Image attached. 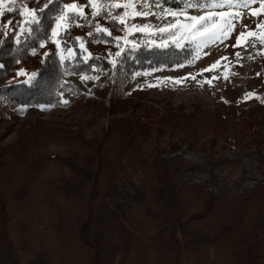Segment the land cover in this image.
<instances>
[{
	"label": "trees",
	"instance_id": "16d2710c",
	"mask_svg": "<svg viewBox=\"0 0 264 264\" xmlns=\"http://www.w3.org/2000/svg\"><path fill=\"white\" fill-rule=\"evenodd\" d=\"M158 2L167 9L183 7V0ZM34 6L30 0L28 7ZM10 16L11 31L0 30V122L18 118L24 109L64 107L63 94L83 93L77 75H90L93 65L95 74L103 73L88 43L94 39V30L88 35L92 25L58 37L64 51L73 49L62 60L45 38L54 21L45 16L46 32L23 31L17 39L21 17L15 10ZM99 23L112 35L97 33V38L115 55L122 28L107 19ZM79 34L96 55L79 47ZM178 51L128 50L105 75L97 99L109 111L128 102L122 85L130 74L154 57L181 61L185 52ZM33 73V82L25 83ZM151 111L116 118L99 138L86 139L82 130L64 125L38 124L0 146V264H264V185L236 194L225 184L208 190L192 182L185 173L199 166L166 154L161 138L171 137L172 148L178 139L172 140L174 134ZM252 138L239 153L255 155L264 165V138Z\"/></svg>",
	"mask_w": 264,
	"mask_h": 264
},
{
	"label": "rangeland",
	"instance_id": "374dc122",
	"mask_svg": "<svg viewBox=\"0 0 264 264\" xmlns=\"http://www.w3.org/2000/svg\"><path fill=\"white\" fill-rule=\"evenodd\" d=\"M108 2L123 3L124 0ZM63 3L84 5L86 14L91 11L87 6L89 0H63ZM9 6V0H4L0 7V22L6 26L7 32L12 29V18L6 11ZM140 10L150 11L151 14L134 17L131 23L152 27L147 31H134L129 27L127 34L122 30L124 37L117 48V52L123 49L120 57L110 54L104 48L107 42L94 33V39L88 43L96 49L103 73L95 74L96 66L93 65L94 71L90 75H77L74 80L83 93L63 94L67 102L64 107L47 105L36 111L24 109L18 118L0 122V146L10 144L22 130L38 124L51 127L64 125L73 131L82 130L86 139L99 138L116 118L144 116L145 110H152L154 119L162 128L174 134L172 140L178 139L177 147L172 148L167 143L171 137L161 138L160 146L166 154L199 166L185 173L192 182L202 183L208 190L225 184L227 190L236 194L254 188L257 183L264 185V165L255 155L242 156L239 153L241 145L251 136L256 140L264 138V0H257L248 9H239L243 19L238 21L235 32L222 43L204 46L200 49L199 58H196L194 44L181 40L182 46L177 47L168 42L167 33L155 32L157 26L163 27L172 20L164 12L172 9L164 8L158 0H147ZM116 11L122 12L123 9ZM187 11L190 14L196 12L195 9ZM22 21L21 17L15 36L17 39L23 37ZM258 24L261 25L259 29ZM242 31L245 32L241 38L242 46L233 47ZM79 37V47L82 44L83 48H80L86 50L89 56L96 55L87 47L84 36L79 34ZM162 40L166 42V47H159ZM246 43L248 46L243 47ZM168 47L185 52L181 61L162 63L158 57L150 59L148 65L137 68L123 83L122 90L124 97L129 98L128 102H117L118 106L115 103L116 108L112 111L106 110L104 102L97 99V94L103 88L105 75L123 60L122 56L128 50L137 52L147 48L162 51ZM56 49L62 60L73 54L72 48L64 51L61 44ZM179 117L184 120L177 126L175 121ZM204 140L208 141L206 148L202 145Z\"/></svg>",
	"mask_w": 264,
	"mask_h": 264
},
{
	"label": "snow or ice",
	"instance_id": "6c2138e0",
	"mask_svg": "<svg viewBox=\"0 0 264 264\" xmlns=\"http://www.w3.org/2000/svg\"><path fill=\"white\" fill-rule=\"evenodd\" d=\"M3 2L4 0H0V7L3 6ZM9 2L11 6L7 7L6 11L8 13H12L14 10L18 11L19 16L23 18V31L30 34H42L46 32L43 26V17L48 16L46 10L54 12L55 14L48 16V18L50 21H54L55 27L51 28V35L45 38L55 43L57 48L60 47V41L57 37L70 36V29L72 27L92 25L93 27L88 32L89 36L93 35V30L95 33L111 36L112 32L109 28L99 23L102 19L110 20L114 24L118 23L126 34L129 27L134 31H147L152 27L148 24L137 26L131 23L134 17H147L151 14L150 11L140 10L147 0H124L123 3H113L108 2V0H89L87 6L90 7L91 11L87 14L83 11L84 5L63 3V0H31L35 5L31 8L28 7L30 0H9ZM255 2L257 0H183L182 8L175 11L164 10L165 16L172 17V20L163 27L157 26L155 32L167 33L168 42L174 43L177 47L182 46L181 40H187L189 43L194 44L197 48L196 58H199L201 55L200 49L204 46L222 43L233 34L238 21L243 19V15L239 9H248ZM52 5H56V7L50 9ZM117 9H123V11L118 12L116 11ZM187 9H195L196 12L195 14H190ZM258 14L252 13V15ZM78 20L81 23H76ZM5 27L4 24H0V30H3ZM260 27L261 25L258 24L257 28L259 29ZM245 29H247V25H245ZM3 34L7 35V32ZM248 35H252V33H248ZM244 36L245 32L242 31L236 37V44L233 47L242 46L241 38ZM75 39L80 40L81 38L76 37ZM116 39L120 40L121 37H116ZM166 46L167 44L163 40L159 44V47ZM247 46V43L243 45V47ZM40 47H44V41L40 43ZM80 47L83 48V45L81 44ZM122 51L123 49L116 52L115 56L120 57ZM33 54H35V49H33ZM47 55L48 53H45V56ZM238 55L239 53H237ZM85 60H87V57ZM216 63L218 64L219 61ZM0 67H3V65H0ZM207 70L210 69H205V71ZM35 77L36 74L33 73L32 77L25 83L31 84Z\"/></svg>",
	"mask_w": 264,
	"mask_h": 264
}]
</instances>
